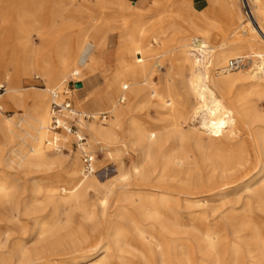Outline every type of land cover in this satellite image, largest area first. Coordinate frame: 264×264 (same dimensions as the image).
Masks as SVG:
<instances>
[{
	"label": "bare ground",
	"instance_id": "6f19581e",
	"mask_svg": "<svg viewBox=\"0 0 264 264\" xmlns=\"http://www.w3.org/2000/svg\"><path fill=\"white\" fill-rule=\"evenodd\" d=\"M86 1L94 4V7L91 5V12L81 10V4ZM236 1L212 0L216 7L227 12L233 23V32L240 37L244 31L239 24L241 14ZM248 2L254 22H247L264 31V0ZM172 7L174 9L171 12L156 11L151 17L134 15L131 18L130 14L122 15L120 9L106 8L103 0H20L13 7V15L0 16L4 25L8 24L5 22L10 18L16 17L18 20L17 46L7 44L8 33H0V83L8 85L0 95V102L21 112V116L15 113L13 119L0 115V134L4 146L0 148V162L15 165L17 168L44 171L60 163L62 153L58 142L60 146L65 144L69 134L64 131L53 132L49 128L52 94L54 91L58 93L57 86L69 78L79 83L81 75L75 62L84 45L91 41L90 35L102 33L105 36L112 30L117 34L119 46L116 66L121 75L114 84L116 99L109 102L105 112L86 114L77 112L74 108L73 111L80 118L85 115L93 119L91 122L79 119L77 125L80 132L86 129L91 138L97 137L105 142L117 137L133 110L154 107L159 115L158 123L150 127L135 120L128 122V141L140 147L142 163L130 170L129 176L134 183L123 182L128 181V178L124 179L112 194L115 195L116 202L124 203L117 210L120 212L119 217L128 220L134 228L133 235L137 237L134 242L139 246L145 244L150 253L152 261L148 262L145 256H141L145 262L139 264H192L179 263V245L177 239L173 238L177 224L169 219L167 229L166 221L163 223V217H160L161 211H173L180 200L177 198L178 193L169 187V183H179L191 178V172L196 173L198 181L208 186V196L224 195L221 192L222 187L243 186L249 197L257 201V208L264 210V161L261 159V155H264V132L259 133L252 129L254 124L262 120L263 115L258 112L256 100L264 94L258 82L264 79V53L254 51L253 45L249 43L246 49L250 51L249 58H254L249 61L250 66L244 70L240 67L238 72L231 74L214 76L212 67L220 66L222 69L231 59L248 58L243 55L244 49L234 46L238 39L231 45L234 47L226 50L222 44L212 41V25L207 18L195 13L193 17L182 18L185 7ZM94 12H98L97 16L93 15ZM73 20H79L80 23L76 24ZM43 24L48 25L45 45L51 46L50 54L46 52L45 45L39 51L33 50L29 41L30 33L38 34ZM146 24L150 28L148 32L143 29ZM168 32L172 34V41L175 42L174 60L187 72L184 84L192 97L193 105L190 110H187L188 101L183 96L175 95L174 90L178 88H174L171 81L158 86L151 79L153 70L148 60L150 56L145 54L153 52L157 46L164 48L168 40L164 41L162 38ZM191 35L196 36L190 37ZM103 38L102 36L101 41ZM4 49L10 51L9 57L3 53ZM15 64L27 73L40 69L46 80V88L38 90L20 87V80L11 76L8 71ZM160 66L155 63L157 69H161ZM164 77H169V74L164 73ZM139 79L141 81L138 82ZM238 82H247L249 88L233 96L232 89ZM69 94L70 90L64 89L59 93V98L70 99ZM29 100L32 101L30 105ZM118 101L125 102V106H120ZM103 114L107 115L104 120L108 117L110 119L105 125L101 122L95 124V120ZM191 116L194 120L199 119V126L184 130L183 127L188 124ZM64 117L74 118L67 114ZM236 120L247 131V138L239 142L235 140ZM81 138L79 133L75 135L77 141ZM18 139L22 142L21 146L15 144ZM190 145L195 147L196 154L191 151ZM79 147L81 149L82 145ZM68 168L67 187L44 188L36 184L31 190L32 195L24 202L15 201L12 190L0 184V211L8 210L10 213L13 208L18 217L27 218L29 223L26 229L20 230L21 238L18 242L9 245L7 240L1 246L6 252H0V264H50L56 260L75 261L76 264H109L110 249L117 254V259L122 260L124 258L119 254L134 247L125 234L126 230L124 233L117 225L106 235L100 232L92 233L93 235L82 233L70 242L64 252L60 251L52 257L50 239L53 230L48 214H45L47 208L52 207L55 212L61 208L80 210L86 214L83 215L85 219L90 221L96 215L93 210L88 211L90 207L88 208L86 202L87 192L92 190L100 194L104 187L97 180V176L77 178L80 173L77 157ZM120 172L117 173L118 176ZM153 179L156 185L149 187ZM252 185L255 187L252 188ZM185 193L184 197L188 199L201 197L193 192ZM182 201L189 210L192 208L190 200ZM97 205L102 211L106 210L107 203L104 198H98ZM130 207L137 212L141 221L150 220L160 228L163 236H154L144 229L146 226L136 225L135 221L128 218ZM1 212L0 223L4 221ZM153 227L150 226V229L153 230ZM202 246V253L207 255L210 262L222 263L224 260L227 263H238L235 247L232 248L228 260L224 259L219 255L217 240L207 233L203 235ZM244 258L246 263H264V241L254 237V248L246 247ZM185 261L188 262V259Z\"/></svg>",
	"mask_w": 264,
	"mask_h": 264
},
{
	"label": "rangeland",
	"instance_id": "374dc122",
	"mask_svg": "<svg viewBox=\"0 0 264 264\" xmlns=\"http://www.w3.org/2000/svg\"><path fill=\"white\" fill-rule=\"evenodd\" d=\"M155 1L156 0H152L148 8L142 9L143 13L137 11L133 12L134 15H146L147 17H151L153 13L144 12L148 11V9ZM19 2L20 0H3L2 2L0 1V15H13V7ZM236 2L238 6L237 8L241 14L239 24L241 25V29L244 31H241L243 32V34L241 33L240 37H238L236 33L233 32V23L227 12H224L216 7L212 0H160V3L156 7L154 15L156 14V11L161 12L163 10H166L171 12L174 9L172 6L183 5L185 7V12L182 13V18L193 17L194 13L207 18V21L212 25V31L210 34L212 41H215V43L217 44H222L223 48H225L226 50L231 49L234 46L244 49L242 50V52L244 53L243 55L248 57H245V64L244 66H242L243 68H241L242 70H244L247 68V66H250L249 61L254 60V58H249L250 51L246 49L247 44L251 43L254 47V51L258 53H264V31L262 29L260 31L257 26L255 28L252 23L247 22V20L244 19L243 13L241 12L242 9L240 0H237ZM95 14L97 16L98 12H94L93 15ZM121 14H130V12L128 13V11L123 10ZM72 22H75L76 24L80 23L79 20H73ZM3 23L4 22L0 19V33H8V36L6 37V42H8L7 44L17 46V18H10L7 22H5L6 24L8 23L7 25H4ZM47 27L48 25L43 24L41 29L37 32L38 34H36L35 32L30 33L29 41L33 50L39 51L46 44L45 42L47 33L45 31L47 30ZM143 29L148 32V29L150 28L146 24ZM195 36L196 35H191L190 37ZM236 38L238 39L236 45L231 46L233 43H235ZM162 39L164 41L168 40V44H166L164 48H161V46H157L153 52L145 54L146 56H150L148 60L153 70L151 79L158 86H162L163 83L168 80L171 81L174 85V88H178V90H174L175 95L177 97L183 96L188 101L187 110H190L193 105L191 99L192 97L190 96V94H188L187 88L184 84V79L187 72L186 70L180 68L179 64L174 60L176 53L173 49L176 47L175 42L172 41V34L168 32L167 34L163 35ZM46 47V52H49L51 46L47 45ZM117 47L115 48V46H112L108 50L102 52V58H104L106 61L104 64L105 68L103 69L100 67L98 71L100 70L101 72H103L107 70L108 66H113L115 64ZM3 53H5L6 57H9L10 55V51L8 49H4ZM48 54H50V52ZM91 56L93 57V59H96V57L98 56L97 51L93 49ZM77 57H79V55ZM80 61V59H76L75 64L77 69ZM155 63L161 65V69H157V67H155ZM99 64L100 62L98 61L94 65L96 66ZM226 66L227 65L221 67L222 69L219 68L220 66L212 67V74L214 76H221L231 74L233 72H238V70H240L237 69L234 71H225L224 68ZM8 71H10L11 76L17 77L20 80V87L24 89L34 88L40 90L46 88V80H44V78L42 77L40 69H36L31 73H27L18 64H15L14 66H10L8 68ZM164 73H168L169 77H164ZM74 81L75 83H78L77 80ZM139 81L141 80L139 79L138 82ZM258 82H260L259 85L262 86L260 88L261 91L264 92V79L259 80ZM0 85V87L2 88L0 90V95H2L8 85L6 83H0ZM57 87L58 93H62L64 89L67 91L70 90L69 97L70 99H72L70 101L75 111H87L85 109L77 108L76 106V108L74 107V99L71 98V95L76 93L73 91L75 87L71 78L67 79L63 84H60ZM248 88L249 86L247 85V82H238L232 89V95L235 96L236 94H239L240 92ZM120 102L121 101H118V104L120 106H125V102ZM28 103L30 105L32 104V101L29 100ZM256 103L258 104L257 109L259 108L258 112L263 115L262 120L254 124V128L252 127V129L260 133L264 132V94L256 100ZM0 106V115L3 118L13 119L15 113H18L17 115L21 116V112L16 111L11 105H3L0 102ZM106 116V114L101 115L100 118L97 119V121L95 120V124L98 125L101 122L103 125H105V122L110 119L108 117L104 120ZM157 118L159 119V115L157 114L154 107H142L135 109L133 110L129 119L125 121V125L123 126L122 130L118 132L117 137L108 142L102 141L97 137L93 139L86 129L81 130L82 132H80V129L78 128L77 133L82 135V137L84 138L83 141L79 142L75 139L74 134H69V139L65 144L60 146V143L58 142V147L61 150L60 153H62L61 161L60 163L55 164L56 166H50L49 169H46L44 171H38L35 168H17L15 165H7L4 162H0V184L12 190V198L15 201L24 202L32 195L31 190H33L36 184H40L44 186V188L57 186L63 189L67 187L69 182L68 167L75 161L76 157L79 160L80 170V173L77 174V178L83 179L90 176L83 173V153L91 154V156L93 157L95 173L91 175L97 176V180L101 183L102 186H104L100 194H96L92 190L87 192L86 202L88 208L90 207L89 209H87L88 211L93 210L96 216L89 221L84 217L86 214L84 213V215L80 210H69L61 208L57 212H55L52 207H48L45 214H48L47 216L50 219L53 230L50 239L51 255L53 258L56 254H59L60 251L64 252L70 242L73 239L77 238L80 234L85 233L88 235H93L92 233L99 234L100 232L106 235L107 232L118 225V227H120L124 233L126 230L127 233L125 234L128 235L129 241L134 247L128 248L129 250L127 252V249H125L121 254H119L120 257L124 258L122 260L117 259V254L112 252V249H110L108 252V256L110 257L109 264L143 263L145 261L141 259V256H145L148 262L152 261L149 256L150 253L148 252L145 244L139 246L138 243L136 244L134 242L137 240V237L133 235L134 231H132V229L134 228H132L130 222L119 217L120 212L117 210V207L124 206V203L116 202L115 195L112 194L119 188V184H121L124 179L126 180L128 178L127 180L129 182H123L130 184L134 183V181L129 176L131 174L130 170L134 166L142 163V154L140 147L134 144L132 145L128 141L129 137L126 131L128 128V122L130 120H135L150 127L158 123ZM79 119H81L82 121V118ZM189 120L190 121L188 122V124L184 125V130H188V127L191 126H199V119H195V121L193 116H191L189 117ZM83 121L91 122L93 121V119ZM234 122L235 131L237 132L235 140L236 142H239L247 138V131L237 120ZM57 132L61 133L62 131ZM15 144L21 146L22 142L18 139L15 140ZM79 145H82L81 149ZM1 147L4 146L2 136L0 134V148ZM190 149L193 153L196 154V149L193 145H190ZM152 157H154V155H152ZM261 159L263 162L264 155H261ZM119 172V176H123V178L118 176L117 173ZM191 174V178L184 179L179 183H169V187L171 188V190L178 193L177 198H179L180 200L178 201V204L174 206L173 211H171L172 213H165L161 211L160 214V217H163L161 219L162 222L164 223V221H166L165 225L167 224V229L170 224L169 219L171 221L174 220V222L177 224V228L175 231L176 234L173 236V238L177 239L176 242L179 245H177L179 247V263L264 264L246 263L244 258L246 247H251L252 249L254 248V237H257L258 239L264 241V210L261 211L257 208V201L249 197V195L244 191L243 186L222 187L221 192H223L224 195H219L217 197L208 196V193L206 192V190L209 189L208 186L206 187L205 183L197 180L196 173L191 172ZM155 185L156 183L153 179V181L148 186L154 187ZM251 187L253 188L255 186L252 185ZM109 189L111 191H109ZM185 192H193L197 196L201 197H199L198 199H188L184 197V194H186ZM98 198L105 199L107 203L105 211H102V208L98 207ZM182 199L190 200L192 202V208H190V210L185 206ZM1 213H3L4 215V221L0 223V252L4 253L6 252V249H2L1 246L4 245L7 240L9 242V245L14 244V242H18L21 238V235L19 234L20 230L24 228L26 229L29 223L27 218L18 217L17 211L13 208L10 213L8 212V210H5ZM128 218H130L133 222L135 221L134 223L136 225L141 224L143 226H146L144 229L149 233H153L154 236H163V231H161L160 228L152 224V221L150 220L141 221V218H139L137 212H135V210L131 207L129 208ZM137 221L138 223H136ZM150 226H154L155 228L153 227L152 230V228L150 229ZM158 229H160V231ZM53 232L55 234H53ZM206 233L207 235H211L212 238H215L217 240L219 246V255L224 259L227 258L228 260L229 256L231 255L232 248L235 247L237 249L235 251V254L237 253L236 255L238 256V263H227L224 260L222 261V263H213L208 261L207 255H204L202 253L203 235ZM186 259H188V262L185 261ZM50 264H76V262L68 260L60 262V260H56L50 262Z\"/></svg>",
	"mask_w": 264,
	"mask_h": 264
},
{
	"label": "crops",
	"instance_id": "0c3cea01",
	"mask_svg": "<svg viewBox=\"0 0 264 264\" xmlns=\"http://www.w3.org/2000/svg\"><path fill=\"white\" fill-rule=\"evenodd\" d=\"M1 2L3 0H0ZM152 0H103L104 6L111 10H125L130 12L131 18H133V12H142V9H146L150 6ZM91 1H86L81 4V10L86 12H91L92 6L94 4ZM160 0H156L148 11L144 13H155L157 5ZM92 5V6H91ZM113 7V8H112ZM91 9V10H90ZM3 15V14H1ZM0 15V16H1ZM99 35V34H98ZM90 35L92 38L79 53V59L81 60L78 64V70L81 75V88H75L73 91L76 94L71 95L74 100V107L85 109L87 111L79 110L80 112L90 114L95 112H105L110 101L116 98V93L114 91L115 81L121 75V71L116 66V61L113 66H108L107 70L100 73L98 69L105 68V59L102 58V52L108 50L112 46L115 48L117 45V34L114 31H109L106 35L102 33L98 36ZM101 36V37H100ZM102 36L104 37L101 41ZM116 36V37H115ZM100 38V39H99ZM93 49L97 51L98 56L93 59L92 51ZM89 61V62H88ZM100 62L99 65H94L96 62ZM85 62V63H84ZM84 64V65H83ZM136 76L138 77V72L136 71ZM112 79V80H111ZM72 80V79H71ZM75 83L74 80H72ZM72 100V99H71ZM72 105V104H71ZM75 107V108H76ZM78 110V109H77ZM89 110V111H88Z\"/></svg>",
	"mask_w": 264,
	"mask_h": 264
},
{
	"label": "built area",
	"instance_id": "2783aa9c",
	"mask_svg": "<svg viewBox=\"0 0 264 264\" xmlns=\"http://www.w3.org/2000/svg\"><path fill=\"white\" fill-rule=\"evenodd\" d=\"M241 3V9L245 20H249L254 22V19L252 17L251 8L249 5L248 0H240ZM245 64V58L237 57L234 59L229 60L227 66L224 68L225 71H234L238 68L244 66ZM75 84V83H74ZM2 88H0L1 90ZM63 95L66 96L64 93ZM65 99L59 98V93L57 91H54L52 94V101L50 105V125L49 128L51 131L57 132V131H64L67 134H77L78 131V125L80 115L75 113L73 111V107L71 105V99L64 97ZM65 114L74 116L73 119H69L64 117ZM82 120H89L91 117L82 115ZM83 137L79 139L78 141H83ZM83 173L86 175H91L95 173V168L93 164V157L91 154L83 153Z\"/></svg>",
	"mask_w": 264,
	"mask_h": 264
},
{
	"label": "water",
	"instance_id": "95a60500",
	"mask_svg": "<svg viewBox=\"0 0 264 264\" xmlns=\"http://www.w3.org/2000/svg\"><path fill=\"white\" fill-rule=\"evenodd\" d=\"M81 86H82L81 83H75V84H74V87H75V88H81Z\"/></svg>",
	"mask_w": 264,
	"mask_h": 264
}]
</instances>
